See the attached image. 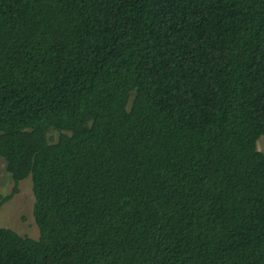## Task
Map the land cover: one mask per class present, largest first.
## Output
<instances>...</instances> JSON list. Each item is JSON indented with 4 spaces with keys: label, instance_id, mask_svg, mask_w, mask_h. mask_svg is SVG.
Instances as JSON below:
<instances>
[{
    "label": "trees",
    "instance_id": "16d2710c",
    "mask_svg": "<svg viewBox=\"0 0 264 264\" xmlns=\"http://www.w3.org/2000/svg\"><path fill=\"white\" fill-rule=\"evenodd\" d=\"M261 134L264 0H0V264H264Z\"/></svg>",
    "mask_w": 264,
    "mask_h": 264
},
{
    "label": "rangeland",
    "instance_id": "374dc122",
    "mask_svg": "<svg viewBox=\"0 0 264 264\" xmlns=\"http://www.w3.org/2000/svg\"><path fill=\"white\" fill-rule=\"evenodd\" d=\"M257 148L264 152V134L256 141ZM6 162L0 156V198L12 191L13 181L5 169ZM34 194L31 177L19 184V191L0 208V226L11 227L22 234L37 237L39 228L33 215Z\"/></svg>",
    "mask_w": 264,
    "mask_h": 264
}]
</instances>
